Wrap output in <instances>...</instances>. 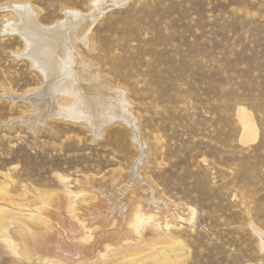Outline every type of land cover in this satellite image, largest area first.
Wrapping results in <instances>:
<instances>
[{
	"label": "rangeland",
	"instance_id": "rangeland-1",
	"mask_svg": "<svg viewBox=\"0 0 264 264\" xmlns=\"http://www.w3.org/2000/svg\"><path fill=\"white\" fill-rule=\"evenodd\" d=\"M1 189L0 264H264V0H0Z\"/></svg>",
	"mask_w": 264,
	"mask_h": 264
},
{
	"label": "bare ground",
	"instance_id": "bare-ground-1",
	"mask_svg": "<svg viewBox=\"0 0 264 264\" xmlns=\"http://www.w3.org/2000/svg\"><path fill=\"white\" fill-rule=\"evenodd\" d=\"M18 4V3H17ZM12 5V4H11ZM25 5V4H24ZM23 6V5H22ZM102 6V5H101ZM6 7V6H5ZM4 7V8H5ZM13 7V6H12ZM34 7V6H33ZM8 8V7H7ZM21 8V7H20ZM23 8V7H22ZM9 9V8H8ZM19 9V8H18ZM35 9V8H34ZM23 10V9H22ZM30 10V9H29ZM9 11V10H8ZM19 11V10H18ZM11 12V11H10ZM17 13V12H16ZM34 14V13H33ZM73 15V14H72ZM69 16V15H68ZM92 20V19H91ZM22 22V21H21ZM94 22V21H93ZM38 23V22H37ZM18 24V23H17ZM17 26V25H16ZM50 27V26H49ZM4 31V30H3ZM4 33V32H3ZM15 33V32H14ZM82 33V32H81ZM73 34V33H72ZM76 34H79L78 32ZM75 35V33H74ZM83 36V35H82ZM20 37V36H19ZM39 37V36H38ZM35 38V36H34ZM79 38V37H77ZM26 39V38H25ZM36 39H38L36 37ZM75 39V38H74ZM27 42V43H26ZM26 44L30 45H33L34 43H30L26 40ZM83 42H84V39H83ZM44 43V42H43ZM75 43V42H74ZM45 46L44 47H41L40 49V46L37 47L35 50H33L32 54L29 53V58L31 59V63L34 64L42 73H43V77L45 78L46 80V83H49L50 79H54V76H55V70H54V66L53 64L56 63V58L55 56L57 55V50L56 48H53V47H50L47 43H44ZM85 44V43H84ZM55 54H54V53ZM42 54H45V55H42ZM64 54V53H63ZM62 54V55H63ZM65 56V55H64ZM29 59V60H30ZM88 61V60H87ZM67 62V61H66ZM31 64V65H32ZM95 70V69H94ZM72 76V75H71ZM75 77V76H74ZM64 86L63 87H60L59 85L56 86V94L58 95H61V97L63 96L62 94H65V95H74L75 93V90H76V84L78 83H74L72 82V80H65L64 81ZM49 85V84H47ZM51 86V84H50ZM78 88V87H77ZM47 90V89H46ZM55 93V92H54ZM27 96H28V99H30L32 101V103L35 105V107H37V109H42L43 110V106L44 104H40L39 102V98H44L45 97V94L42 92V91H39L37 93H34V92H31V91H28L27 93ZM56 94H53L56 95ZM82 94V93H81ZM24 96V95H23ZM66 98V96H64ZM63 97V98H64ZM101 97V96H99ZM27 98V97H25ZM24 98V99H25ZM54 98V97H53ZM57 98V97H56ZM59 98V97H58ZM11 99V98H10ZM21 99V98H20ZM22 99V100H24ZM61 99V98H60ZM59 99V100H60ZM105 99V97H104ZM26 100V99H25ZM14 101V100H13ZM17 101V100H16ZM51 101L53 102V99L52 97H50V103ZM47 102V101H45ZM54 102L56 103L57 101L54 100ZM44 103V102H43ZM59 103V102H58ZM51 108V107H50ZM57 108L56 107H53L52 106V111L53 112H57L58 109L56 110ZM237 115H238V118L242 124V127H243V134H242V137L240 138V141L243 143V144H246V143H249V142H254L256 140V137H257V128H256V125L254 123V120L252 119V115H251V112L248 111L247 109H245L244 107H239L237 109ZM89 122V121H88ZM90 124V123H89ZM100 125V124H99ZM98 129V128H97ZM96 129V130H97ZM0 192L2 193V189L0 190ZM67 195L68 197L71 199V203L73 204V200H72V197H74L75 195L70 191L68 190L67 191ZM71 204V205H72ZM146 225H150V226H153V227H158V223H154V219L151 215H144L142 214L140 211H136L133 215V218H132V222H131V226L132 228L136 231V233H140L141 230L143 229L144 226ZM165 227L167 228V224H165Z\"/></svg>",
	"mask_w": 264,
	"mask_h": 264
}]
</instances>
